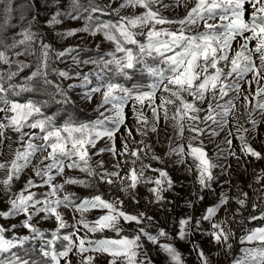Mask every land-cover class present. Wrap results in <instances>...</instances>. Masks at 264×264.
<instances>
[{
    "label": "snow or ice",
    "instance_id": "snow-or-ice-1",
    "mask_svg": "<svg viewBox=\"0 0 264 264\" xmlns=\"http://www.w3.org/2000/svg\"><path fill=\"white\" fill-rule=\"evenodd\" d=\"M175 3L179 5L181 0H175ZM246 3L253 9L248 20L244 19ZM157 5L164 9L170 6L165 4L164 0H124L120 8L138 7L144 11L137 16H121L114 23L94 24L93 14L101 9L98 6L84 8L79 0H71L70 14L73 19L79 20V13L82 11L89 12L85 17L84 27L78 31L87 32L91 36L102 33L103 39L112 45L111 50L104 53L103 57L82 61L85 65H94L93 72H77L76 78L81 80V84L68 85L69 88L83 87L91 83L90 75H96L100 79V84L92 87L83 97L86 102H91L97 94L99 95L96 111L100 113L101 118L95 122L85 123L73 119L70 115L65 119L59 111L47 115L43 109L48 107L49 100L19 103L10 98V94L19 96L21 92L42 91L57 105L70 103L68 93L61 85L57 84L54 91H49L53 87V81L48 79L47 70L50 67L51 53L55 52L56 58L59 59L74 49L55 51L50 45H42L37 71L32 73L23 86L8 83L17 75L16 72L10 71L7 77L0 74V152L5 147V142L10 139L6 135L9 130L17 134V142L24 146L23 150H12L11 159L0 161V172L5 174L0 178V187L7 196L12 192L13 182L21 179L26 169H31L35 177H39L48 188L46 198L40 200L31 192V189L37 186L34 179L28 178L23 185V192L13 193L7 198L8 207L7 210H0V219L6 222L12 217L23 219L19 221V228H16L15 224H0V264H72L71 255L80 256L79 264H94L95 257L92 253L107 254L111 258L108 264H153L147 253L142 251V241L157 245L168 264H185L181 253L170 242L174 237L164 229L155 234L148 232L143 225L146 220L151 221L152 217L146 216L144 212H128L123 199L116 197L107 200L100 194L87 198L75 197L74 194H65L61 198L59 195L65 185L90 186L87 180L65 175L66 169H79L86 176H98L100 181H106L110 185L117 182L112 177L117 178L120 182L119 191L127 194L132 200L136 199L137 185H154L148 189L154 196V202H164L163 193L171 190L174 184L169 172L144 164L137 169L135 164L140 159L139 152L129 151L126 143L123 144L119 155L127 153L136 159L131 161L125 176L122 177L114 170L97 173L91 167V150L96 148L97 141L102 138L107 137L109 141H114L120 126L125 122L126 106L135 113L137 121L145 124L147 118L143 109H150L154 120L151 129L153 132L157 130L156 123L161 118V111L163 120L167 121L169 106L172 107L171 119L176 121L178 134L183 137L187 124V130L192 135L185 145L170 146L169 153L175 154L177 162L186 165L187 171L192 172L195 169L196 182L201 190L212 187V181L215 179L213 169L216 165L200 139L206 133V129L200 125H208L211 122L221 128L226 126V117L231 113L234 104L231 99L223 104L220 101L230 92L239 94L240 82L249 74H252L249 85H257L252 97L257 100L255 107L264 111V86H260V81L264 80V0H196L186 15L177 19L166 18ZM184 6L187 7V4ZM116 11L118 13L119 10ZM59 16L61 13L57 11L49 24L55 23ZM216 19H219V24L209 22ZM201 23L204 30L194 32L193 27ZM165 25L177 27H164ZM76 34V31H67L62 35L67 38ZM22 35L24 40L18 44L31 41L30 33L25 32ZM237 37H241L242 42L237 48H233V41ZM252 41H255V45L249 47ZM18 44L14 41L0 48V63H12L9 51L15 49ZM14 54L23 53L16 51ZM254 57L258 58V64ZM73 59L77 64L81 63L75 57ZM17 66L20 69L24 67L23 64ZM53 71L62 79L73 78L66 71ZM137 73L147 76L152 83L144 86L139 83L125 86L136 79ZM244 99L248 101L249 97L246 95ZM256 123L255 120L252 121L253 127ZM216 134L214 130L211 132L213 136ZM128 135L131 136V131ZM239 139L241 151L256 159H264V155L252 148L244 136ZM226 143L231 144V141L226 140ZM7 146L11 148V145ZM105 151L117 154L113 144L98 149L96 155ZM232 155L235 156L236 153L232 152ZM152 159L163 162L162 158L156 155H153ZM97 167L102 165L98 164ZM118 167L119 164L113 166ZM148 168L158 175L146 177L145 170ZM58 177H63L62 182H56ZM198 199L203 200L204 197L198 195ZM77 200H82V203H77ZM236 203L240 209L246 204L243 199H238ZM229 204L226 196H221L217 204L207 207L194 222L191 217L179 219L176 236L179 240H185L193 232L202 231V222L208 221L212 230L207 234L217 245L225 246L230 251L232 244L229 241L233 233L230 228H226L227 219L213 222L219 209ZM61 208L79 212L81 218L76 223L69 224L59 210ZM240 209H229V214L235 215ZM89 210L98 212L92 220L83 216ZM37 217L54 218L57 230L52 235L56 239L45 238V232L37 226ZM245 219L264 221V208ZM125 224L134 228L131 236L124 233ZM12 229L17 232L23 229L26 233L11 235ZM82 229L86 230L85 235L79 236L78 233ZM62 230L68 231L69 234L61 236ZM105 230L114 233L115 238L91 239L88 236L89 233L95 234ZM161 237L165 242H160ZM33 240L42 244L39 255L46 259L29 260L16 254L19 249H24L25 254L30 255L31 249L27 245ZM57 240L61 241L59 248L56 246ZM240 242L254 243L256 247L242 249L244 256L236 259L233 264H264V226L246 229L245 235L240 237ZM193 250L197 253L200 264H212L211 257L200 245H194ZM9 253L11 255H8Z\"/></svg>",
    "mask_w": 264,
    "mask_h": 264
},
{
    "label": "rangeland",
    "instance_id": "rangeland-1",
    "mask_svg": "<svg viewBox=\"0 0 264 264\" xmlns=\"http://www.w3.org/2000/svg\"><path fill=\"white\" fill-rule=\"evenodd\" d=\"M28 1L31 2L35 11L34 13H31L30 11L28 12L29 16L27 22L26 13L28 8L25 6V0H0V3H4L7 10L6 17L9 25V27L3 32H18L20 31L21 24L27 23L22 32L30 33L32 41L35 38L33 24L38 20L40 21L41 28L47 38L57 47L64 48L65 50H95L103 54L111 50V43L103 39L102 33H98L96 36H91L87 32L78 31L84 27L85 17L89 15V12L82 11V13H79V20L73 19L70 14L72 13V8L70 6L71 0ZM79 2L84 8L98 6V2H100L108 11L112 12L117 19L121 16H137L144 11L138 7L120 8V5L124 0H79ZM164 3L169 4L170 6L167 9H164L160 5L156 6L160 7L161 14L166 18L177 19L186 15L187 10L194 6L196 0H181L179 5L175 3V0H164ZM185 3L187 4V7L184 6ZM244 7L246 9L244 19L248 20L250 19V14L253 9L251 5L247 3ZM100 9L101 11L93 14L92 23H114L116 21L108 16V11L102 8ZM117 9L119 10L118 13L116 11ZM57 11L61 13V16L57 17V21L50 25L49 22ZM209 22L220 23L219 19ZM164 27L176 28L177 26L165 25ZM203 30L202 23L193 27L194 32ZM67 31H76L77 34L65 38L62 34ZM240 42H242V38L237 37V39L233 41V48H237ZM254 45L255 41H252L250 42L249 47H254ZM29 52L32 55V49H29ZM14 57H16V60ZM14 57H11L10 59H14L18 64H23L24 67L20 69V71L24 70L28 64L29 55L22 54ZM254 60H256L257 64L259 63L257 57H254ZM60 66L61 68L63 67L60 71H66L73 77L72 79L60 78L67 87L70 84H81V80L76 78L77 72L87 74L92 73L94 70V65H85L83 63L77 64L72 59H69L64 63L61 62ZM65 67H70L74 72H71L70 69L67 70ZM89 80L91 83L85 84L83 87L68 88L72 90L73 98L75 99L77 106L91 116L92 119L89 123H92L98 118H101L100 113L96 111L99 95L97 94L91 102H86L83 97L86 93L91 91L92 87L100 84V79L96 75H90ZM251 80L252 74H249L240 82L241 89L239 94L236 92H230L224 100L220 101V103L223 104L231 99L234 104L231 113L226 117V126L221 128L211 122H209L208 125H200L206 129V133L201 136L200 139L203 141L205 150L212 162L216 165L213 169L215 179L212 181V187L210 189L201 190L200 185L196 182L197 173L195 169H193L192 172L187 171L186 165L178 163L177 156L169 153L170 146L179 147L185 145L188 138L192 135V133L187 130V124L185 125L183 137L178 134L175 126L176 121L171 119L173 115V109L171 106H169V119L167 121L163 120V112L161 111V118L159 122L156 123L157 130L155 132L151 130L154 120L150 109H143L144 115L147 118V123L145 124L137 121L135 113L126 106L125 122L120 126L114 141H109L107 137L102 138L97 141L96 148L91 150V167L95 169L97 173H102L105 170H114L119 172L122 177L125 176L131 166V161L136 159V157L127 153L119 155V152L123 150V144L126 143L129 151L137 150L139 152L140 159L137 160L135 164L137 169H139L141 164H144L149 165L150 168L164 169L169 172L174 184L171 190L163 193L165 196L164 202L160 204L154 202L153 194L148 191L149 187H153L154 185H137V189L135 190L136 199L132 200L127 194L119 191L120 182L117 178L112 177V179H116L117 182L110 185L106 181H100L98 176L95 178L86 176L84 173L80 172L79 169H66L65 175L87 180L89 181L90 186L65 185L64 190L59 194L60 197L62 198L65 194H74L75 197L83 198L90 197L93 194H100L107 200L119 197L123 199L124 207L128 212H144L146 216L152 217L151 221L146 220L143 225L148 232L155 234L158 230L164 229L170 236L174 237L170 242L173 243L181 253L185 264H200L197 253L193 250V246L197 244L200 245L205 253L211 257L212 264H233L236 259L244 256L242 249L256 247V244L254 243L249 244L245 242L242 244L240 242V237L245 235V230L257 226H264V221H250L245 219V217H248L250 214L259 213L260 209L264 208V159H256L250 154H245V152L241 151V141L239 139L240 136H244L247 143L252 148L264 155V111L255 107L257 100L252 97L256 91L257 85L253 83L250 86L248 81ZM149 83H152V80ZM260 86H264V80L260 81ZM5 87L7 88L8 86L5 85ZM246 95L249 97L248 101H245L244 99V96ZM204 107H206V105H204ZM101 111L104 110L101 109ZM106 114L111 115L112 113ZM201 115H203V113H201ZM253 120L257 122L255 127H253L252 124ZM111 126L112 125H109V127ZM244 129H247V131L245 132ZM213 130L217 133L214 136L211 135ZM26 131L38 132V130ZM129 131H131V136L128 135ZM229 133H231V135H229ZM6 135L10 137V139L5 142V147L2 152H0V161L11 159L12 150L18 148L23 150L24 147L17 142L18 137L16 133L9 130L6 132ZM226 140H230L231 144L226 143ZM113 144L117 151L116 155L107 151L100 155H96L98 149L105 148L106 145L112 146ZM7 145H11V148ZM232 152H235L236 155H232ZM153 155L161 157L163 162L153 160ZM237 157H239V159H237ZM188 163H191L190 159ZM98 164H101L102 167H97ZM116 164H119V167L113 168ZM150 168L145 170L146 177L158 175V173H153ZM4 175L3 172H0V178H3ZM28 178H33L37 185L31 189V192L39 197L40 200L46 198L48 188L43 185L39 177H35L31 169H26L22 173L21 179L13 182L12 192L8 193L7 196H5L2 187H0V210H7V198L13 193L24 191L23 185ZM62 180L63 177H58L56 182L59 183L62 182ZM198 195L203 196L204 199L199 200ZM221 196H226L230 204L229 206L221 207L219 209L213 218V222L227 219L228 223L226 228H230L233 233L229 241L232 244V249L229 251L225 246L217 245L211 239L207 234L212 230L208 221L202 222V231L193 232V234L187 239L179 240L176 236L178 231V220L185 217H191L194 222L207 207L217 204ZM238 199L245 200L246 204L243 209H240V206L236 203ZM137 201L139 203H137ZM77 203H82V200H77ZM229 209H240V211L235 215H230ZM59 210L69 224H74L81 218L79 212L72 211L71 209L66 210L61 208ZM97 215L98 212L96 210H89L83 214L84 218L88 220L94 219ZM22 219L23 217H12L11 220L7 222L0 219V224L8 223L9 226L15 224L16 228H19V221ZM35 219L37 220V226L41 227L42 231L45 232L46 239H56V237L52 235V233L57 230L54 218L40 219L37 217ZM85 231L86 230L82 229L78 235L84 236ZM133 232L134 228L132 226L128 224L124 225V233L131 236ZM25 233L26 230L23 229H20L19 232H17L16 229L11 230V235H23ZM60 234L62 236L69 234V232L62 230ZM88 236L91 239L115 238V234L107 230L95 234L89 233ZM160 242H165V239L161 237ZM142 243L144 244L142 251L147 253L148 258L152 260L153 264H168L165 255L159 252L157 245H153L146 241H142ZM28 245H31L35 251L34 258H28L23 253L16 252V254L29 260L35 259L36 261H40L41 259H46L39 255L42 246L39 241L33 240ZM60 245L61 241L57 240L56 246L59 248ZM8 255H11V253ZM92 255L95 257L94 264H108L111 259L107 254L92 253ZM71 260L72 264H79L80 256L71 255Z\"/></svg>",
    "mask_w": 264,
    "mask_h": 264
},
{
    "label": "trees",
    "instance_id": "trees-1",
    "mask_svg": "<svg viewBox=\"0 0 264 264\" xmlns=\"http://www.w3.org/2000/svg\"><path fill=\"white\" fill-rule=\"evenodd\" d=\"M90 4V3H89ZM93 4V3H92ZM25 6L26 8H28V11L26 13L27 15V22H28V16H29V11L31 13H34L35 8L33 7V5L31 4L30 1L25 0ZM98 6L99 8L105 9L106 11H108L103 5L102 3L98 2ZM7 10L5 8L4 3H0V48H3L4 45L8 44H12L14 41L18 42L21 40H24V36L22 35V30L25 29V25L22 23L21 27H20V31L18 32H8L5 33L3 32L6 28L9 27L8 25V21H7ZM109 12V17L112 18L113 20H118L114 14L110 11ZM33 29H34V33H35V38L32 41H25L24 44H18V46L15 49H12L9 51V58L17 56L14 54V52L19 51L21 53H23L24 55H29V60H28V64L25 67L24 70L20 71V68H18V63L16 61H14V59L16 60V57H14V59H10V61L12 62L11 64H3L0 63V74H3L5 77H7L8 73L11 72H16L17 75H15L11 81H9L8 83L11 84H15L17 86H23L27 81L28 78L31 77L33 72L37 71V67H38V61H39V54L40 51L42 50V45L47 44L50 45L52 47V49H54L55 51H66L64 48L61 47H57L55 46L46 36V34L44 33L43 29L41 28V23L40 21L36 20V22L33 24ZM29 49H32V55L29 52ZM103 53L95 51V50H87V49H74V51H72L71 53L66 54L65 56L57 59L55 56V52L51 53V59L49 60V69L48 71V79L53 81V87L49 90V91H54L55 85L59 84L61 85L68 93L69 96V100L71 101L68 104H63V105H57L56 103L51 102V98L48 94L42 92V91H33V92H21L19 96H11L10 94V98L13 99L14 101L17 102H27L29 100L31 101H42V100H49V105L46 109H43V111L47 114V115H53L55 113H57L59 111V114L61 116H64L65 119H67V117L70 115L73 119L78 120V121H82L85 123H89L91 122V116L81 110L76 102L75 99L73 98V92L71 89H69L65 83L60 79V77L57 76L56 72L53 71V69L56 70H61L63 69V67L61 68L60 63H64L65 61L72 59L75 57L76 60L84 61V60H90V59H99L101 57H103ZM67 70L70 69V67H65ZM71 72H74L73 69H70ZM151 81V79H149L147 76H141L139 73H137V77L134 81H132L131 83H126L125 86H131L132 84H136L139 83L141 84V86H144L146 84H149V82ZM122 83L124 81H121ZM5 85L8 86V84L6 83ZM17 91L19 90V88L16 89ZM59 99V97H57ZM28 248L31 249V254L30 255H26L25 254V250L24 249H19L17 252L18 253H23L26 257L28 258H34L35 256V251L32 248L31 245H27Z\"/></svg>",
    "mask_w": 264,
    "mask_h": 264
}]
</instances>
